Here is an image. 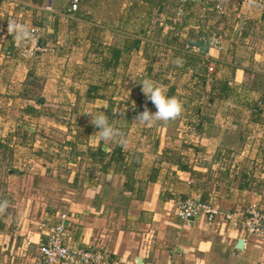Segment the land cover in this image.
I'll return each mask as SVG.
<instances>
[{
    "label": "crops",
    "instance_id": "obj_1",
    "mask_svg": "<svg viewBox=\"0 0 264 264\" xmlns=\"http://www.w3.org/2000/svg\"><path fill=\"white\" fill-rule=\"evenodd\" d=\"M180 6L186 14L173 29L150 32L156 13L169 24ZM67 8V0H0V264H40L46 235L38 224L54 226L62 214L74 244L103 247L128 264H264V239L220 218L185 222L175 214L179 197L223 210L264 203V111L255 107L264 99V13L242 0H82L76 11ZM30 27L46 50L25 58L16 43ZM213 34L221 49L210 45ZM199 41L203 48L190 44ZM34 74L57 104L129 102L116 96L128 88L138 94L130 104L152 113L140 84L148 80L182 107L175 119L141 129L156 137L151 163L100 140V163L91 160L96 144L77 161L82 170L30 171L29 161L49 163V150L32 144L34 133L18 121L50 119L42 108L52 97L24 98ZM10 111L16 128L4 134ZM122 114L124 132H137L138 115ZM23 199L25 211L17 209Z\"/></svg>",
    "mask_w": 264,
    "mask_h": 264
},
{
    "label": "rangeland",
    "instance_id": "obj_2",
    "mask_svg": "<svg viewBox=\"0 0 264 264\" xmlns=\"http://www.w3.org/2000/svg\"><path fill=\"white\" fill-rule=\"evenodd\" d=\"M66 0H54V4L61 3L65 4ZM156 18L159 16L157 13L155 14ZM155 18V19H156ZM165 24L163 26H159L157 23H153L155 26L156 31H161L163 28H166L167 26L171 27L173 29V26H171V20H169V24L167 23V18L163 19ZM169 28V29H171ZM60 44V43H59ZM48 50V49H47ZM36 80L35 82L38 84L36 87V83H31V86L26 88L25 90V99H36L39 101L43 100V95L48 96H54V99L51 97V99L48 100V105L44 106L42 108V113L44 112V116H50V119H39L37 122L30 121V120H19L18 125H21L23 127V130L26 131L27 129L31 130V133H34L31 137L30 142L33 144L36 142V145H41V143H45L48 146V152L46 153V159L49 163H46L43 161L40 163L42 165V168L38 166L39 162H36V160L29 161L26 165V170L30 171H46L47 173H50L51 171L53 174H64L65 176L68 175L70 171H73L74 169H83L78 168L77 161L84 162L86 155V151L91 149V147H94V145L100 143V137L99 134L96 133L98 130L91 122V116L88 114L90 113L92 117L94 118L96 114H100L98 112V109L107 112V105L104 106L101 102L95 101L94 99H85L82 103H79L78 105H73L72 103H69L67 105L65 104H57L56 98L58 96L53 95V93H46L43 91V89L39 88L40 83H42V77L40 78L37 74L33 75V78ZM80 89V88H79ZM69 89H62V92L68 91ZM139 90V89H137ZM107 93H110V90H106ZM132 89H120L116 96L118 98L128 99L131 101L133 99L134 101L132 103H136L137 100V93H131ZM56 97V98H55ZM66 99L73 101L74 95L66 93L64 96ZM23 98V97H22ZM23 98V99H24ZM134 104H131L129 106H123L121 103L116 104L115 107V114L117 113H123L126 115L123 111H131V107ZM106 107V108H105ZM87 112V113H85ZM123 114L121 116H123ZM7 115H9V119L4 121V128L1 129L2 133L6 134L9 130L15 129V122L18 120L16 118V115L14 111H10ZM47 118V117H46ZM137 122V120H135ZM123 118L119 117L117 119L113 118L109 122V124L114 128L117 135H115L110 141L104 142L101 140V142L108 145L110 148H114L116 146H121L123 150L130 151V157L133 159L135 158H145L149 160L151 163L152 159H157V153L151 151V145L154 143V139L156 137L150 136V134H144L141 133V129L150 128L152 126H148L146 124L148 123H139L136 127L137 132L133 133L131 135V132H129V128L126 132H124L125 128H123ZM156 122V121H155ZM154 122V126L155 123ZM153 123V122H152ZM123 128L122 130H120ZM134 131V130H133ZM51 132H54L51 134ZM130 133V135H128ZM125 134V135H124ZM159 140V143L163 140H161V137L157 138V142ZM39 141V142H37ZM76 141V143H73L71 145V142ZM13 144H16L13 143ZM74 145V146H73ZM39 147V146H35ZM14 148V147H13ZM8 151V150H7ZM12 152L9 151V154ZM141 154V155H140ZM3 156V155H2ZM24 154L18 153V157H22ZM1 157V156H0ZM77 164L74 166V164ZM53 167H52V166ZM84 165V164H82ZM9 168L6 167L3 170H7ZM13 171L16 175H18V168H14ZM24 169V168H23ZM80 170V171H81ZM131 170V169H130ZM133 170V169H132ZM81 173V172H80ZM23 174V173H21ZM1 175V173H0ZM83 176L84 174L81 173ZM2 177V176H1ZM73 185L80 187L77 185L78 183L72 182ZM21 201V200H20ZM30 205L32 204V201H29ZM17 206L18 210H24L26 209L27 205V199H23V201L20 202ZM15 209V208H14Z\"/></svg>",
    "mask_w": 264,
    "mask_h": 264
},
{
    "label": "built area",
    "instance_id": "obj_3",
    "mask_svg": "<svg viewBox=\"0 0 264 264\" xmlns=\"http://www.w3.org/2000/svg\"><path fill=\"white\" fill-rule=\"evenodd\" d=\"M81 1L67 0L68 11H76ZM242 1L259 8L264 13V0ZM216 10L219 15L225 13L222 5H216ZM185 14L184 7L180 6L170 19L171 26L174 27L181 22ZM163 19L158 16L155 23L163 26L165 24ZM29 31L28 39L16 43L20 54L25 58H33L46 50L39 42V29L30 27ZM210 45L215 49H221L220 40L215 34L210 40ZM258 108L264 111L263 101H259ZM175 214L185 222H191L201 215H204L209 223L220 218L239 226L249 236L264 239V203H248L242 208L223 210L194 196L179 197L175 201ZM66 219V214H62L60 222L54 226L49 227L47 221L38 224V228L46 235V241L40 240L38 243L40 264H128L127 261L111 257L103 247H81L74 244Z\"/></svg>",
    "mask_w": 264,
    "mask_h": 264
},
{
    "label": "clouds",
    "instance_id": "obj_4",
    "mask_svg": "<svg viewBox=\"0 0 264 264\" xmlns=\"http://www.w3.org/2000/svg\"><path fill=\"white\" fill-rule=\"evenodd\" d=\"M24 34L27 35L26 32ZM140 84L142 85L144 96L154 106L155 112L150 113L147 108H145V110L136 117L137 122L152 123L153 121H169L175 119L179 115L182 105L175 97L168 96L164 90L151 81L144 80L140 82ZM88 114L91 116V122L97 128L98 131L96 133L99 134L102 141H110L117 135L104 113L97 114L94 118L90 113Z\"/></svg>",
    "mask_w": 264,
    "mask_h": 264
},
{
    "label": "trees",
    "instance_id": "obj_5",
    "mask_svg": "<svg viewBox=\"0 0 264 264\" xmlns=\"http://www.w3.org/2000/svg\"><path fill=\"white\" fill-rule=\"evenodd\" d=\"M150 32H155L156 30H155V28L154 27H150ZM98 89H96V88H92L90 91L92 92H96ZM102 96H104V95H102ZM259 101H263L264 102V99H259L258 101H257V103H256V110L257 111H259V112H261L262 111V109H259L258 108V103H259ZM121 103V102H120ZM123 106L125 105V106H129V105H131L130 104V101L129 102H124V103H121ZM136 106V105H135ZM135 106L133 105L131 108V111H123L128 117L129 116H131L132 114H137V115H139L140 113H142L144 110H145V108H146V106L147 105H145V108H143V109H141V108H135ZM115 107H116V103L114 102V103H110V104H108L107 105V116L109 117L110 116V118H108V120H109V122L111 121V119H113V118H116V117H119L120 116V114L121 113H117V114H115ZM135 108V109H134ZM255 110V109H254ZM149 111V110H148ZM150 112V111H149ZM151 113V112H150ZM73 143H76V141H73V142H71V145L73 144ZM74 146V145H73ZM92 156V158H91V160L94 162V163H100L99 162V160H102V158L104 157V150L102 149V147H101V145H100V143H99V145H98V148H97V150H96V152L94 153V154H92L91 155Z\"/></svg>",
    "mask_w": 264,
    "mask_h": 264
},
{
    "label": "water",
    "instance_id": "obj_6",
    "mask_svg": "<svg viewBox=\"0 0 264 264\" xmlns=\"http://www.w3.org/2000/svg\"><path fill=\"white\" fill-rule=\"evenodd\" d=\"M190 44H192L193 46L198 45L200 48H203L202 41H199L197 43L196 42H191ZM242 245H243V240H240L239 243H238V247L240 248V247H242Z\"/></svg>",
    "mask_w": 264,
    "mask_h": 264
}]
</instances>
